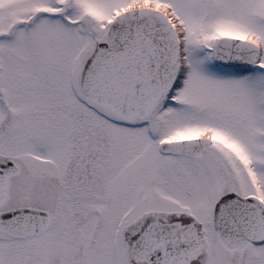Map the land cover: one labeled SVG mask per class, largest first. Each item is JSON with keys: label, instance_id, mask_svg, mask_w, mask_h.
<instances>
[{"label": "snow or ice", "instance_id": "6c2138e0", "mask_svg": "<svg viewBox=\"0 0 264 264\" xmlns=\"http://www.w3.org/2000/svg\"><path fill=\"white\" fill-rule=\"evenodd\" d=\"M0 264H264V0H0Z\"/></svg>", "mask_w": 264, "mask_h": 264}]
</instances>
